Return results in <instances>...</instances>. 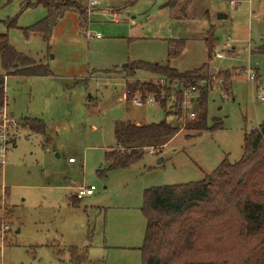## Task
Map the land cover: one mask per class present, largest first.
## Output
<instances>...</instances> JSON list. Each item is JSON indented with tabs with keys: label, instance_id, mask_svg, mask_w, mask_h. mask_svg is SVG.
<instances>
[{
	"label": "rangeland",
	"instance_id": "374dc122",
	"mask_svg": "<svg viewBox=\"0 0 264 264\" xmlns=\"http://www.w3.org/2000/svg\"><path fill=\"white\" fill-rule=\"evenodd\" d=\"M78 1L53 11L46 29L30 32L47 20V9L36 0H0V35L49 73L6 75L0 62L6 113L17 124L7 132L0 166V229L8 228L0 240V264H141L144 191L202 181L225 158L238 162L244 132L258 128L264 117L246 74L264 82V0H195L190 21L172 18L161 1L97 0L89 22L78 11L79 5L86 11L87 0ZM218 11L226 18L218 19ZM112 13L119 22H112ZM209 26L217 41L210 59L204 43ZM85 29L101 39H87ZM177 40L183 48L169 57ZM215 52L224 57L215 58ZM139 61L167 63L179 73L205 66L197 99L201 89L209 90L206 125L221 128L187 130L191 120L173 115L170 99L168 117L157 103L127 102L126 81L167 84L139 72L125 78L123 68ZM196 100L189 112L198 113ZM164 119L180 128L166 145L155 155L144 150L127 169L106 172L104 156L118 144V124ZM26 120L44 124V135L25 127ZM89 186L93 195L73 206L77 190Z\"/></svg>",
	"mask_w": 264,
	"mask_h": 264
},
{
	"label": "trees",
	"instance_id": "16d2710c",
	"mask_svg": "<svg viewBox=\"0 0 264 264\" xmlns=\"http://www.w3.org/2000/svg\"><path fill=\"white\" fill-rule=\"evenodd\" d=\"M161 1L164 6H174L180 0ZM36 0L48 11V18L42 24L29 29L41 32L47 28L49 17L62 12L78 0ZM81 18L85 16L83 5H79ZM54 11V12H53ZM58 14V13H57ZM55 15V14H54ZM47 21V23H46ZM210 29L204 43L208 58L216 46ZM171 44V43H170ZM172 45V44H171ZM173 53L176 57L183 48L182 41H176ZM172 47V46H171ZM0 62L6 75L20 77H44L49 73L40 66H34L22 55L16 53L7 42L6 35H0ZM179 73L167 63L133 62L121 71L125 78H133L138 71L147 73L167 84L164 87L151 82L126 81L125 99L131 101L139 96L141 100L152 95L170 116L167 102L171 100L173 115L181 114L182 90L202 79L200 72ZM4 77H0V109L6 102ZM177 90L173 92V85ZM211 91V90H210ZM209 90L201 89L197 99L196 117L187 123L186 129L196 132L220 129L216 123L207 128L206 102ZM31 132L44 135L46 127L36 120L24 121ZM180 128L164 119L157 124L135 125L120 123L115 129L117 146L105 152L108 165L106 172L123 170L139 162L145 148L158 151L166 145ZM241 157L230 163L225 158L218 167L202 181L184 185L150 188L144 191L141 213L145 220L143 243L140 248L141 264H262L264 261V117L258 128L245 131L242 139ZM79 199L72 202L75 206ZM82 259V258H81ZM74 259V263H80Z\"/></svg>",
	"mask_w": 264,
	"mask_h": 264
},
{
	"label": "built area",
	"instance_id": "2783aa9c",
	"mask_svg": "<svg viewBox=\"0 0 264 264\" xmlns=\"http://www.w3.org/2000/svg\"><path fill=\"white\" fill-rule=\"evenodd\" d=\"M97 0H87L86 2V20L89 22V16L92 14V12L95 10L96 6H97ZM233 4V2H232ZM112 22L117 23L119 22V17L117 16V14L112 13L110 15ZM84 36L87 39L90 38H95V39H101L100 34L96 33V34H92L88 29H85L84 31ZM214 57L217 59H222L224 57L223 54L215 52ZM247 81L251 82L253 84L256 85L257 88V101L259 103H261L264 106V82H261L258 80V78L253 74L250 73L247 70ZM205 81L202 79H197L196 81H194V83L190 86H188L187 88L182 90V100H181V115L184 119H188V120H194L196 117V113L194 112H189V109H191L193 107V100L197 99V87L198 86H204ZM173 92L175 90H177V83H175L173 85ZM197 101V100H196ZM134 106L136 107H142L145 103H156L155 97L150 95L148 97L145 98V100H141L140 98H138L137 96H134L132 101ZM196 104V102H195ZM17 126V124L12 121L11 119H9L7 113H6V102L4 103V106L0 109V166L3 164L4 162V158H5V153H6V147H7V142H8V130L11 128H15ZM145 150L150 154V155H155L158 150L152 147L149 148H145ZM69 162H72L69 161ZM95 191V187L94 186H89V187H82L79 188L77 190V193L75 195V197L77 199H82L83 197H90L93 195V192ZM8 230L7 227H1L0 229V240L1 242H3V238H4V233ZM262 264H264V261L262 262Z\"/></svg>",
	"mask_w": 264,
	"mask_h": 264
},
{
	"label": "crops",
	"instance_id": "0c3cea01",
	"mask_svg": "<svg viewBox=\"0 0 264 264\" xmlns=\"http://www.w3.org/2000/svg\"><path fill=\"white\" fill-rule=\"evenodd\" d=\"M186 7L187 10L186 11H183L182 8ZM194 8L196 9L195 7V0H180L177 4H175L174 6H164L163 5V9H168V13L170 14V16L174 19H182V20H185V21H190V20H194V18H196V16H194ZM216 13H222L220 11L216 12ZM204 19H207L208 20V15H207V12L205 13L204 15ZM208 24L210 23L209 20L207 21ZM209 28L211 30H214L213 27H210ZM209 31V30H207ZM214 36V34H213ZM205 39V38H204ZM174 41V40H173ZM178 41V40H177ZM171 46V44H170ZM173 53V50L170 54ZM169 54V55H170ZM139 73H142V77L141 78H145L147 77L146 75H148L147 73H144V72H141V71H138ZM137 73V72H136ZM135 73V74H136ZM186 73V72H184ZM135 76V75H134ZM150 77V76H149ZM137 126L141 125V124H135ZM72 159L69 158L68 161H71ZM70 164H73L74 161L72 160V162H69ZM76 200V197H72V202ZM71 202V203H72Z\"/></svg>",
	"mask_w": 264,
	"mask_h": 264
},
{
	"label": "water",
	"instance_id": "95a60500",
	"mask_svg": "<svg viewBox=\"0 0 264 264\" xmlns=\"http://www.w3.org/2000/svg\"><path fill=\"white\" fill-rule=\"evenodd\" d=\"M217 18H218V19H225L226 16H225V15H222V14H218V15H217ZM213 72H214V69H211L210 74L212 75ZM160 162H162V159H159V160H158V163H160Z\"/></svg>",
	"mask_w": 264,
	"mask_h": 264
}]
</instances>
